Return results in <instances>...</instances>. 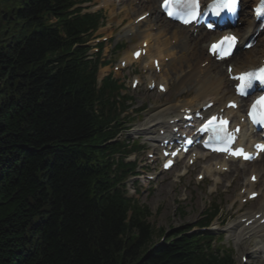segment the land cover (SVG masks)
<instances>
[{"label": "trees", "instance_id": "obj_1", "mask_svg": "<svg viewBox=\"0 0 264 264\" xmlns=\"http://www.w3.org/2000/svg\"><path fill=\"white\" fill-rule=\"evenodd\" d=\"M0 2V264H234L182 231L152 248L150 211L117 186L127 165L96 148L119 122L85 56L98 17L77 0Z\"/></svg>", "mask_w": 264, "mask_h": 264}, {"label": "rangeland", "instance_id": "obj_2", "mask_svg": "<svg viewBox=\"0 0 264 264\" xmlns=\"http://www.w3.org/2000/svg\"><path fill=\"white\" fill-rule=\"evenodd\" d=\"M107 1H109L108 5L102 7V5ZM136 1L139 2V0ZM132 4H128V0H93L91 4L88 5L89 8L86 10L91 11L100 7L106 17L105 23L92 37V39L94 38L97 40L93 39L91 41L92 45H95L96 43H103V52L101 54L103 60L109 59L111 62L116 63L119 59L123 58L125 51H130L134 46L131 44L130 37L123 36L122 33V28L129 25L132 18L137 15V12L141 11V3L134 8H131ZM0 6L3 7L1 2ZM123 21L126 24L123 25ZM102 36L106 38H99ZM119 46H121L122 49H118ZM177 65L178 63L176 61L174 63V67ZM111 71L112 69L110 65L108 68H100L99 77L102 78ZM113 75L118 78L120 82L125 84L129 83V80L127 79V71L118 75V77L114 73ZM186 82L187 80L184 78L181 80V84H186ZM180 87L181 85L175 84V88L172 89L169 97H175L178 93V88ZM124 92L132 97L131 103L134 105L133 107H138V105L141 104V99L145 98L144 102L140 106L145 108L144 112L146 113L143 114L139 124H144L148 116L151 115L152 112L148 113L147 110L150 109L153 111L154 108L151 109V107L154 106L153 104H157L158 106L159 104L164 103L165 100L168 102L174 101L169 97L160 100L157 98L155 93L145 92L142 87L131 90L126 86ZM126 137L128 136L125 133L122 138ZM143 156L147 157L146 155H140V158ZM263 163L264 157L257 164L261 165ZM139 165L144 166V164H141L140 162ZM148 168L152 169L151 167ZM245 168L242 173H240L242 178L246 176L249 171ZM148 175L155 176L154 180L148 181L146 175L142 177L140 176V178H131L127 183V189L129 194L137 198L140 203L148 204L150 206L152 211L149 220L154 227V241H159L162 238L161 235L164 230L165 232H169L177 227L190 224L196 219H200L203 210L209 206L220 207L219 218H228L230 221L233 219L237 220L239 218L238 214L235 217H232L231 214L236 212L241 205H239V201L237 200L240 185L235 186L233 183V176L235 173L231 171L224 174L223 183L220 186H216V193L214 192L215 194H210V186L213 185L212 177L206 176V179L200 182L196 179L192 171L183 178L179 176L177 172L174 173L173 171L169 173H158L157 176L154 174ZM137 188L139 189V193L134 190ZM232 203L234 204L232 205ZM254 203H257L258 205L259 200L252 202V204ZM212 225L215 226L216 224L212 223L211 226ZM220 235L224 236L223 243H225L226 246L228 245V247L233 250L236 264H264L261 257L257 259H249L246 257L241 258L240 255L243 254V252L239 246L236 245L235 236L226 238V233L224 232L220 233ZM252 247H256V245L253 243Z\"/></svg>", "mask_w": 264, "mask_h": 264}, {"label": "bare ground", "instance_id": "obj_3", "mask_svg": "<svg viewBox=\"0 0 264 264\" xmlns=\"http://www.w3.org/2000/svg\"><path fill=\"white\" fill-rule=\"evenodd\" d=\"M147 4L145 5L146 9L150 11V14L148 17L145 18L144 21L141 22H135L132 21V28L129 31L126 32H138L140 36H143V40H146L148 42V45L150 46V42L152 39L157 40V45L155 46L157 51L156 54L158 56H162V51L174 49V57L181 59L183 63L180 65L181 70H190L196 63L201 61L205 55V50L204 47L202 46L199 49H195L192 46V43L197 40L195 37H193L192 34L186 32L185 28L182 26H179L175 23H172L169 20L163 19L162 23L157 24L158 21H160V10L157 5V0H146ZM129 3L132 4L133 0H129ZM249 4V0H244L243 6L246 7ZM151 13L154 14V22L152 24V29L153 25H155V28H157V31L153 32L151 30H144L141 29L140 26H144L145 23L149 22L151 20ZM160 17V18H159ZM242 21H243V27H238V28H233V31L236 32L240 39L241 43L243 40H245L250 33L254 31L258 23L254 22L251 12L244 13L242 16ZM157 25V26H156ZM218 35H211L210 39L216 38ZM169 37L173 38L172 42L169 41ZM198 38L204 39V36H199ZM152 45V44H151ZM149 49L147 50L146 54H148ZM173 53V51H172ZM132 51L128 54V56L125 59V62L130 64L132 61ZM260 54L264 56V40L259 44V46L251 52H246L242 53L240 57H237L235 60H233L232 64L234 65V72L241 71L243 69L253 67L258 64V61L260 60ZM141 58V57H140ZM138 58L137 60H139ZM164 58V57H163ZM206 59H209L206 57ZM152 64V61H151ZM163 64V62H161ZM221 62H217L214 60H209L207 65L204 68H198V73L201 74V76H197V81L195 85L193 86L195 88V95L193 96L192 100H189L188 103L185 105H180L182 108H191L195 110L198 108V105L203 104V98L212 93V98L211 100H214L215 102L219 103V106L224 105V99L220 100L218 97V92L222 89L220 87V84L217 83V81L214 78L213 70L215 68H218L219 72L222 74V83H225V87L227 89V93L232 94V82L228 79L226 75V69L225 72H223L222 67H220ZM162 68L160 67V79L164 80V83L166 82L165 78L161 76ZM201 78V79H200ZM150 83V81L148 82ZM167 87V86H166ZM166 92H168V87ZM184 93V91H183ZM188 93V91H186ZM180 95V94H179ZM177 104H173L171 108L176 109ZM215 107H212L210 110H208V113L213 112ZM193 113V111H192ZM229 113H236L234 110H230ZM152 115L156 117L158 115V112H153ZM169 122L167 123L168 126ZM245 128L243 129L242 136L244 135ZM167 137V136H166ZM251 142V141H250ZM221 166L226 165V162H218ZM217 164V163H216ZM263 168L260 169L258 176V181L253 183L250 181L248 176V179L246 181H242V178L240 177V172L238 171V168L235 167L237 170L236 176L233 180L235 184H240L243 185L247 193H251L253 191H258L262 195V200L260 204L252 210V215L251 213L248 214L247 220L254 219L251 225L245 226L244 224H237L234 225L235 229L237 231L236 239L235 241L237 244L240 246L241 251L243 253L250 252V248L253 245V239L252 237L255 236L258 231L264 230V223L260 224V219L262 218L263 215H261L257 220L255 219V216L259 214V212L262 214L264 213V165L262 166ZM251 169V173H256V167L251 165L248 167ZM205 170L208 171H217L212 168H205ZM260 184H257V183ZM258 187V188H257ZM246 193V194H247ZM241 211V208L237 210L239 213ZM243 217H246L244 215Z\"/></svg>", "mask_w": 264, "mask_h": 264}, {"label": "snow or ice", "instance_id": "obj_4", "mask_svg": "<svg viewBox=\"0 0 264 264\" xmlns=\"http://www.w3.org/2000/svg\"><path fill=\"white\" fill-rule=\"evenodd\" d=\"M235 5H236V0H229L228 3H224V4H214L212 7L213 8H227L229 11H234L235 10ZM165 8L169 7L168 4V0H165V4H164ZM183 8L188 9L191 11L192 13V18L195 19V9L198 7V5L196 4V0H188V2L184 3L182 5ZM217 15H219V12H216ZM258 14H264V8H262L261 10H259ZM169 15H176V16H180L182 15L180 12H172L169 11ZM185 23H188V20L184 21ZM224 41H231V42H235V37H225ZM224 41L221 42V44L224 43ZM213 49H215L217 46L213 45L212 46ZM223 50V49H221ZM259 73V74H258ZM237 79H240L241 81H243L244 83L242 84L241 88L239 89L241 91V94H244V88L247 87H251L252 81L253 80H259L260 83L264 84V69H259L258 72H249V73H245L240 77H237ZM262 101H264V97L261 98ZM260 103V102H257ZM257 105H253V112H255ZM262 116H264V111H262ZM250 115H253L252 112H250ZM253 121L255 122H261L264 123V120L261 121H257L256 116L253 115ZM261 148H264V146H258ZM242 154V153H241ZM245 158H250V157H245Z\"/></svg>", "mask_w": 264, "mask_h": 264}]
</instances>
